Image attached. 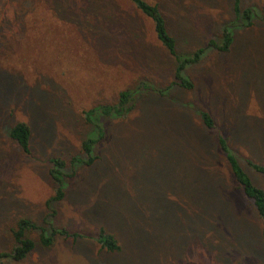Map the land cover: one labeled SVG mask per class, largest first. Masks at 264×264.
<instances>
[{
	"label": "rangeland",
	"instance_id": "1",
	"mask_svg": "<svg viewBox=\"0 0 264 264\" xmlns=\"http://www.w3.org/2000/svg\"><path fill=\"white\" fill-rule=\"evenodd\" d=\"M146 1L182 58L220 45L227 27L228 52L209 48L185 66L192 89L171 85L175 59L127 0H0V253L12 250L19 219L44 236L70 235L44 247L31 230L33 251L0 264H264L262 223L218 146L225 138L264 191V176L246 164L264 166V0H239L253 9L249 27L234 0ZM124 90L129 112L86 118ZM19 122L30 129L28 154L8 137ZM98 136L93 163L70 164ZM51 158L66 161L64 196L47 206L57 189ZM101 230L119 252L100 249Z\"/></svg>",
	"mask_w": 264,
	"mask_h": 264
},
{
	"label": "trees",
	"instance_id": "2",
	"mask_svg": "<svg viewBox=\"0 0 264 264\" xmlns=\"http://www.w3.org/2000/svg\"><path fill=\"white\" fill-rule=\"evenodd\" d=\"M130 4L144 17L148 18L153 25V31L156 36V39L159 41L161 46L175 59L176 68L174 71V81L171 83L173 86H177L183 89H192L193 84L188 80L183 78V71L185 66L196 64L200 61L201 55L204 53L206 49L213 48L218 52H228L229 47L232 42V38L230 36L227 27H225L222 32V43L217 45L213 40L208 41L205 48H201L196 50L193 55L189 58L180 57L175 50V41L168 34L164 18L159 11L158 5L155 3H149L146 0H127ZM80 2V1H79ZM234 14L236 16L241 17L242 26L249 27L251 26V16L253 13L252 8L240 9L239 0H234ZM82 4V3H81ZM86 5V2H85ZM264 10V7L263 9ZM23 15L17 17L15 20L19 19L23 20ZM25 19V17H24ZM130 102V92L128 90H124L119 92L117 98V104L113 106H100L96 108H92L91 110L85 112L86 118L89 120V117L95 112H99L104 116H114L118 117L124 115L125 113L131 110V106L128 105ZM198 115L203 123V125L208 129H213L214 124L211 117L204 111H199ZM100 126L95 125V129L99 130ZM95 130V132H96ZM8 137L15 142L21 150L28 154L29 153V140H30V129L29 127L22 122L15 124L9 129ZM100 137H89L85 139L81 144V151L84 158H71L69 160L70 164H84L91 165L95 160L94 155H92V151L94 146L99 141ZM226 139L222 137H218V146L219 149L224 153L225 161L230 170V173L236 183L237 189L241 191L243 197L250 203V205L255 210L259 220L262 223V232L264 233V191L255 185L249 180V178L245 175L242 169L239 167L236 158L233 154H231L226 145ZM51 165L49 169V175L52 178L53 182L56 184V190L54 195L46 201V205L48 206L51 202L60 201L63 199V191L61 187L62 181L65 178V173L63 170L66 167V161L60 158H51L49 160ZM246 164L252 168L254 171L260 173L264 176V166L255 164L249 160L246 161ZM31 230H39L41 232L39 241L40 244L44 247L50 246L53 243V238L55 235L63 236L68 238L70 235L64 229H52L49 236H44V229L38 227L35 223L31 222L27 219H19L15 226L11 228L10 233L13 239V248L10 252L0 253V259H12L14 261H21L29 255L34 249V241L27 236V233ZM73 239H77L80 237L78 234H72ZM96 241L101 250H104L108 253H116L120 251V246L118 245L115 238L105 233L101 230L97 237Z\"/></svg>",
	"mask_w": 264,
	"mask_h": 264
}]
</instances>
